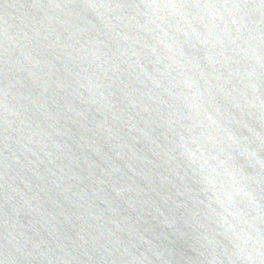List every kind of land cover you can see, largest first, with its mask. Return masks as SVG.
I'll return each instance as SVG.
<instances>
[{"label":"water","instance_id":"obj_1","mask_svg":"<svg viewBox=\"0 0 264 264\" xmlns=\"http://www.w3.org/2000/svg\"><path fill=\"white\" fill-rule=\"evenodd\" d=\"M0 264H264V0H0Z\"/></svg>","mask_w":264,"mask_h":264}]
</instances>
